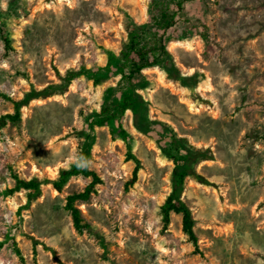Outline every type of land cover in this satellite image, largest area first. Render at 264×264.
Wrapping results in <instances>:
<instances>
[{"label": "rangeland", "instance_id": "374dc122", "mask_svg": "<svg viewBox=\"0 0 264 264\" xmlns=\"http://www.w3.org/2000/svg\"><path fill=\"white\" fill-rule=\"evenodd\" d=\"M154 1L0 0V29L12 40L6 49L0 31V118L15 113L13 101L59 84L71 69L105 66L106 50H123L127 25L148 24ZM200 8L211 40L187 25L188 38L168 44L177 67L199 80L198 91L154 68L145 71L151 89L143 92L151 119L215 155L197 167L212 186L189 179L183 197L200 253L182 215L173 214L164 229L161 207L174 163L134 128L131 114L125 126L142 165L138 181L131 184L136 165L126 143L111 128H97L91 169L102 183L77 204L90 231L78 233L65 205L91 179L73 178L61 193L44 185L31 203L26 191L9 196L14 175L54 180L77 162L87 119L118 81L80 78L63 95L33 101L20 122L0 129V264H264V0H201Z\"/></svg>", "mask_w": 264, "mask_h": 264}, {"label": "trees", "instance_id": "16d2710c", "mask_svg": "<svg viewBox=\"0 0 264 264\" xmlns=\"http://www.w3.org/2000/svg\"><path fill=\"white\" fill-rule=\"evenodd\" d=\"M200 3L201 0H155L150 10L148 24L146 26L127 25L129 37L123 50L119 55L112 50H106L108 62L105 66L71 69L65 76H60L59 84L49 85L42 90L32 89L21 101H13L15 113L0 118V129L10 123L20 122L23 108L33 101L65 94L77 79L86 78L96 85L118 79L116 85L106 90L101 111L95 112L86 121L87 129L80 134L85 140L81 144L77 162L62 168L58 178L54 180L37 178L25 180L14 175L16 186L9 190V196L26 191L31 203L42 195L44 185H51L53 189L61 193L73 178L91 179V183L84 191L68 196L65 205V210L71 215L78 233L84 234L86 230L90 231L91 226L85 222L77 204L88 202L96 192V187L102 183L99 175L91 169L93 141L97 128H111L112 133L126 143L128 158L136 165L131 184L138 181L142 165L133 153L131 146L133 136L125 126L127 117L131 114L134 128L150 137L162 156L174 163L171 192L161 207L164 229L170 226L173 214L182 215L183 230L196 251L200 253L193 210L183 197L187 191L189 179L205 186H212L209 180L198 172L197 167L205 161L215 160V155L211 149L199 148L192 144L189 138L181 136L171 124L151 119L150 102L143 94L151 89V81L145 71L154 68H160L166 79L174 81L188 91H198L200 88V82L194 75L183 73L177 67L168 47L171 42L184 41L188 38L187 25H193L205 42L211 40L206 13L200 8ZM155 10L157 12L154 14ZM193 12L197 15L198 24L194 22ZM1 24L0 18V27H2ZM0 31L4 47L11 50L12 40L6 28H1ZM2 249L3 244H0V250ZM16 249L18 255L22 257L20 250Z\"/></svg>", "mask_w": 264, "mask_h": 264}]
</instances>
